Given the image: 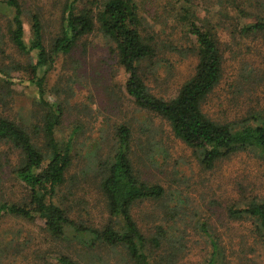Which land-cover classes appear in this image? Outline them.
I'll use <instances>...</instances> for the list:
<instances>
[{"label":"rangeland","instance_id":"obj_1","mask_svg":"<svg viewBox=\"0 0 264 264\" xmlns=\"http://www.w3.org/2000/svg\"><path fill=\"white\" fill-rule=\"evenodd\" d=\"M0 0V115L33 128L41 122L36 86L23 69L35 53L19 52L8 37L12 11ZM71 0H19L24 41L31 39V17L42 25L47 50L57 37L65 6ZM93 0L78 6L89 7ZM145 32L155 41V67L145 70L151 94L176 96L197 64L195 42L187 23L212 32L222 56V76L201 103V111L218 124L234 128L252 116L264 120V33H240L241 27L264 20V0H133ZM187 10V21L178 19ZM180 12V13H179ZM44 78V100L62 108L57 141L71 138L72 162L54 202L71 221L102 230L110 217L99 187L100 170L117 147L116 130L131 133L130 162L137 178L162 187L159 200L136 202L131 216L146 240L151 264H206L217 245L216 264H264V234L247 218L229 209L264 203V157L247 150L205 169L200 153L176 138L169 124L142 111L124 90L126 74L110 44L96 30L83 37L68 55L56 57ZM44 153V152H43ZM16 156L0 146V203H27L28 193L12 169ZM66 256L76 264H135L123 247L93 242L91 236L65 228L55 238L39 219L28 221L0 214V264H57Z\"/></svg>","mask_w":264,"mask_h":264},{"label":"trees","instance_id":"obj_2","mask_svg":"<svg viewBox=\"0 0 264 264\" xmlns=\"http://www.w3.org/2000/svg\"><path fill=\"white\" fill-rule=\"evenodd\" d=\"M187 3L188 0H181ZM83 0H71L61 17L60 31L47 50L40 20L31 17V39L25 43L19 0H4L12 11L8 37L15 48L24 54L35 53L36 61L23 72L38 89L39 105L43 110L40 125L33 132L42 142L34 141L28 125L0 115V146H7L16 156L12 173L28 193L27 203H0V214L28 221L39 219L44 230L55 238L64 235L65 228L85 233L112 247H123L135 264H151L146 253V240L138 230L131 209L136 202L159 200L164 191L158 185L140 181L131 165L129 154L131 133L121 125L116 130L117 147L111 162L100 170L99 190L105 199L110 217L102 230L71 221L66 210L54 202L58 189L65 183V173L72 162V143L57 141L55 131L61 124L63 110L44 100V78L38 71L48 69L59 55H68L79 41L96 30L110 44L119 66L126 74L124 90L133 104L144 112L165 120L174 136L186 146L200 153V164L211 169L216 162L239 151L254 150L264 157V120L252 116L238 128L218 124L201 111V103L216 88L222 76V56L214 35L196 22H188V32L195 42L197 64L193 75L179 89L176 96L164 100L150 93L144 72L155 67L158 48L145 32L133 0H93L91 6L79 8ZM180 3V0H176ZM180 13V12H179ZM187 10L179 20L186 22ZM240 33H264V20L241 27ZM7 81V74L0 71ZM44 152V153H43ZM231 218L252 220L264 234V203L253 201L243 209H229ZM217 245H213L211 259L216 264ZM57 264H76L60 256Z\"/></svg>","mask_w":264,"mask_h":264}]
</instances>
